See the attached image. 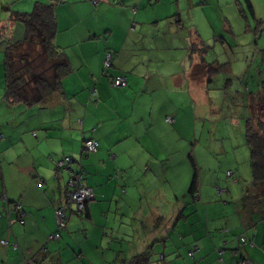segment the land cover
I'll use <instances>...</instances> for the list:
<instances>
[{
    "label": "crops",
    "instance_id": "0c3cea01",
    "mask_svg": "<svg viewBox=\"0 0 264 264\" xmlns=\"http://www.w3.org/2000/svg\"><path fill=\"white\" fill-rule=\"evenodd\" d=\"M36 1L50 0H0V264H85L81 254L89 257V264H127L143 254L151 264L157 253L155 264H236L241 257L251 264H264V197L243 199L251 173L247 178L242 173L232 191L226 183L222 186L225 190H218L223 193V205L215 204L214 186L221 185L220 179H203L205 188L196 186L190 193L189 185L186 192L175 195L179 183L174 174L180 154L173 149L187 139L185 128L202 116L204 106L217 117V107L209 103L212 97L207 91L205 97L199 96L207 78L200 76L197 92L191 70L192 61L202 63L201 54L191 55L190 48L202 42L200 28L209 29L207 22L212 23L208 17L198 18L207 14L208 5L197 0H65L56 8L53 39L72 68L62 81L63 97L58 95L43 105H12L4 97L3 40L21 38L22 27L8 25L10 17L14 11L29 12ZM216 2L220 8L219 0ZM214 13L209 11L211 16ZM241 15L247 22L243 9ZM107 53H112V60L106 69ZM115 76H125L126 87H113ZM166 118L172 119V124ZM87 140L96 141L94 153L83 151ZM66 156L73 160V171L79 166L84 169L83 184L93 192V200L86 204L88 213L67 212L63 231L71 234L72 240L65 237V241L78 245V255L75 248L56 249L62 230L59 239L49 240L58 231L55 211L64 203L67 184L63 183L64 173L57 182L53 177L56 163ZM214 159L204 158L206 163ZM206 166V173H211L210 165ZM156 167L169 173L168 184L147 178L148 172L155 174ZM137 175L143 177H138L135 189L130 177ZM122 180V189L131 184L135 196L141 191L139 198L146 200L148 210L149 203H162L168 192L165 202L168 199L174 204L175 214H159L150 220L148 212H139L138 227L145 222L146 228H140L138 254L128 259L117 254V246L104 249L103 240L92 246L101 256L91 254L81 244L96 225L94 216H100L97 231L102 237L107 231L103 227L106 217L114 207V214L124 217L117 212L120 202L116 201L128 195V190L119 191ZM186 198L198 203L189 207ZM153 230L158 238L150 244L144 233ZM239 237L246 238L245 244L238 243Z\"/></svg>",
    "mask_w": 264,
    "mask_h": 264
},
{
    "label": "rangeland",
    "instance_id": "374dc122",
    "mask_svg": "<svg viewBox=\"0 0 264 264\" xmlns=\"http://www.w3.org/2000/svg\"><path fill=\"white\" fill-rule=\"evenodd\" d=\"M197 2L200 4L202 2L201 5H208L207 14L198 15V18H203L204 16L208 17L212 20V23L210 24L207 22L209 29L206 28L204 31L199 27V34L202 37V48H205L203 54L204 62L198 65L197 61L195 64L192 61L193 67L191 70L195 72L194 76L196 79H194V85L196 90L197 86L198 88L201 87L200 76L203 75L207 78V83L202 85L204 89L200 91L199 96L201 94V96L203 95L205 97L204 92L206 90L208 93L207 95L212 97L209 103L217 107L218 111L214 112V114H217V117H212L210 111L204 106V111L200 114L202 116H198L195 123L192 122L185 128L187 129V139L178 143V146L173 149L177 156L180 154L178 163H175L178 170L174 175L177 176V181L179 183L178 192H176L175 195L178 197V195L186 192L193 179V170L196 168L197 189L205 188L204 185L206 181H203V179L221 180L220 186H214L217 195V202L215 204L223 205V193H219L218 190H225L226 187L224 188L222 186L226 183L227 187L232 191L231 187L238 185L242 173H244L245 178L250 175V152L244 137V125L246 119L249 118L250 112L248 107H246L245 97L251 98L249 93L256 91L257 85L264 81V76H259L264 71V64L261 60V53L263 54L264 52V0H219L220 8H217L216 0H197ZM247 3L252 7L253 15L250 14ZM242 9L246 13L247 22L243 20L242 15L239 16V10ZM210 10L215 12L213 16L209 14ZM182 14V18L186 19L187 15L184 13ZM195 18L196 15L193 16V19ZM193 19H189L190 24H193ZM200 45L201 43H197L195 47H200ZM197 54V52L191 51V55ZM243 90H245V92ZM197 92L199 91L197 90ZM46 114L48 113L46 112ZM250 126L252 130H257L256 116L250 121ZM195 148L196 151H194ZM183 153L186 157L184 159ZM210 156H213L215 159L208 160L211 163H206L204 158ZM206 164L210 165L212 168L211 173H206ZM188 168H191V172ZM220 169L223 170L219 171ZM228 172L232 175L230 176V173L228 175ZM153 173L155 174L148 172L147 175V178L151 182L158 183L159 181H163L168 184L167 179L170 177L169 173H165L163 169L159 167H156ZM66 177L67 173L65 172L63 182L65 184L67 182ZM138 177L143 176L137 175L130 177L132 182L136 184L135 189L138 188ZM123 180L119 184V191L128 190V195L125 199L116 201L120 202L117 212L123 213L124 217L120 214L116 216L114 214L116 213L114 207L112 212L108 215L109 217H106V224L103 227L106 228L107 231L105 237H102L97 231V224L100 222L98 218L100 216H94L96 225L92 226L93 228L90 229L89 239L81 244V247L83 249L88 248L86 251H91V254H98L101 256V252L94 253L92 246L96 242L103 240L104 249H111L113 246H117L118 249L122 251H119L117 254H121L122 256L120 257L128 259L138 254L137 240L142 236V230L146 228L145 222H142L138 227L137 215H139V212L143 210L144 212H148L150 220L159 214L160 216L166 217L175 214L174 204L168 199L167 202H165L168 192L165 193L162 203L158 200L155 203H149L150 209L148 210L146 200L139 198L141 191L137 190V196H135L131 189V184L124 186L122 189L120 186L123 185L125 181ZM53 181L57 182L54 177ZM243 181H245L244 178ZM113 182H117L116 178H113ZM62 186H64V184H62ZM186 199L189 200V207L198 203H192L190 198ZM244 201L249 200L244 199ZM186 211L191 212V209H186ZM81 218L82 217H80V220H82ZM121 218H123L122 221H120ZM76 220H78V218H76ZM104 221L105 220H103V222ZM71 226L76 227L74 230L76 231L77 226L73 224ZM140 228L142 230H140ZM154 231L155 230L150 231L149 235L148 233H144V238L149 241L150 244L152 240L158 236V233ZM61 235L62 238L60 242H56V249L66 251L68 248H75L78 255V245H72L73 241H65V237L72 240L71 234H67L63 231ZM81 235L82 234L76 233L75 236ZM235 252H237V250H234V255ZM81 255L85 264H89V257L83 254ZM95 256L97 255L93 257ZM158 258V253L153 255L151 264L158 262ZM105 263L110 264L111 262Z\"/></svg>",
    "mask_w": 264,
    "mask_h": 264
},
{
    "label": "trees",
    "instance_id": "16d2710c",
    "mask_svg": "<svg viewBox=\"0 0 264 264\" xmlns=\"http://www.w3.org/2000/svg\"><path fill=\"white\" fill-rule=\"evenodd\" d=\"M64 2L65 0L36 1L29 12L14 11L12 13L8 25L18 23L23 33L20 39L13 41L12 38L5 37L3 40L5 44L2 62L5 81L4 97L8 103L30 107L48 104L58 95L63 97L62 81L69 75L72 68L68 56L63 49L54 44L53 39L57 33L56 8ZM247 4L250 14L253 15L252 7L249 3ZM191 51L201 54V62H204L205 48H202V42L200 47H191ZM107 55L110 56V66L112 53ZM261 60L264 64V52L261 53ZM117 78H125L127 85L125 76H115L111 79L112 86ZM92 95L94 96V92ZM249 95L251 98L245 97L250 114L244 125V137L250 152L251 181L249 187L244 190L243 199L260 200L264 197V81ZM255 116L257 117L256 131L250 126V121ZM195 169L189 188L190 193H193L196 187ZM86 204L81 215L88 213ZM147 262V256L140 254L134 256L127 264H147Z\"/></svg>",
    "mask_w": 264,
    "mask_h": 264
},
{
    "label": "built area",
    "instance_id": "2783aa9c",
    "mask_svg": "<svg viewBox=\"0 0 264 264\" xmlns=\"http://www.w3.org/2000/svg\"><path fill=\"white\" fill-rule=\"evenodd\" d=\"M110 56L106 55L105 67L109 66ZM126 85L125 78H117L114 80L113 86L124 87ZM167 123H172V119L168 118ZM96 141L87 140L83 142V151L86 153H94L96 151ZM73 160L71 157L66 156L60 159L56 163L55 178L58 179L63 173L70 172L69 180L64 190V203L59 206L55 211L57 232L49 237L50 241H54L60 238L59 232L66 228L68 220V211L73 210L75 214L80 215L84 210L85 204L93 200V192L91 188H88L83 184L85 171L82 167H78L77 170L73 171L70 167ZM21 218V217H20ZM246 238L239 237V244H245ZM237 256V252H235ZM236 264H251L246 258H240Z\"/></svg>",
    "mask_w": 264,
    "mask_h": 264
}]
</instances>
